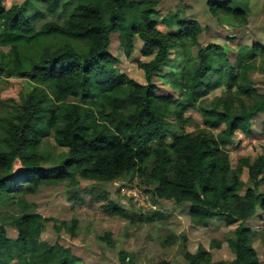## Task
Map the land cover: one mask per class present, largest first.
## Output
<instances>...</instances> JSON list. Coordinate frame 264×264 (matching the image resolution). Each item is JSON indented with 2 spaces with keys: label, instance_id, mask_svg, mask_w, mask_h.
I'll return each instance as SVG.
<instances>
[{
  "label": "trees",
  "instance_id": "obj_1",
  "mask_svg": "<svg viewBox=\"0 0 264 264\" xmlns=\"http://www.w3.org/2000/svg\"><path fill=\"white\" fill-rule=\"evenodd\" d=\"M3 1L0 77L29 79L32 88L17 101L0 102V206L20 207L17 214L0 217V264H75L69 247L41 236L52 221L56 233L74 238L77 220L47 219L26 198L42 187L66 184L75 189L80 180L113 183L132 174L153 197L188 204L192 220L203 227L218 217L237 225L228 240L231 262L211 263L198 250L196 255L184 254L188 264H262L250 245L253 231L247 222L258 209L264 212V194L258 191L264 155L252 163L240 159L233 169L227 146L238 131L250 136L252 120L264 115V88L260 92L247 82L254 61L264 57V45L239 44L235 51L202 46L198 38L203 28L197 22L176 13L158 16L161 0H67L62 6L60 0H38L50 14L71 7L62 24L44 22L39 28L34 23L42 15L27 9L33 0L9 8ZM249 1L212 0L207 6L212 17L243 26ZM112 35L126 57L133 51L134 37L142 41L144 56L155 52L150 61L138 63L144 84L116 68L109 52ZM169 63L171 69L162 77L174 96L158 94L153 84ZM261 74L264 87V67ZM208 78L215 84L205 82ZM222 84L236 89L234 99L200 108L207 91ZM190 111H198L204 130L185 131L193 125ZM221 126L216 135L210 132ZM47 138L59 152L43 148ZM243 169L249 186L242 193ZM70 192L69 201H81L79 191ZM103 209L130 217L112 203ZM154 216L161 218L159 213ZM6 226L16 231L15 239L8 238ZM102 239L112 244L108 234ZM120 259L127 264V255L120 254Z\"/></svg>",
  "mask_w": 264,
  "mask_h": 264
},
{
  "label": "rangeland",
  "instance_id": "obj_2",
  "mask_svg": "<svg viewBox=\"0 0 264 264\" xmlns=\"http://www.w3.org/2000/svg\"><path fill=\"white\" fill-rule=\"evenodd\" d=\"M23 1L4 0L3 4L5 8H9ZM66 1L60 0V6ZM209 1L212 0H161L155 10L160 17L176 13L197 22L203 28L198 38L202 46L210 43L222 46L225 50L230 48L235 51L239 44L264 45V0H251L246 4L248 15L246 25L243 26L228 23L222 18L212 17L207 6ZM27 9L29 14L42 15V18L34 23L35 27L39 28L44 22L62 24L64 16L70 13L71 7H68L67 13L59 10L50 14L38 0H33ZM158 29L162 32L166 31L162 24L158 25ZM116 40L117 35H112L109 48V52L117 60L116 68L131 80L144 84L143 72L139 69L138 63L150 61L155 52L152 51L148 56H144L142 41L134 37L133 51L130 57H126L118 48ZM172 59L173 54L169 60ZM171 66L172 63H169L153 78L158 94H174L162 77L169 72ZM263 67L264 57H259L254 61L253 69L247 75V82L260 92L264 88L261 74ZM205 82L215 84L212 78L206 79ZM31 88L32 84L29 79L2 76L0 77V102L17 101L21 94ZM235 92L236 89L229 91L226 85L222 84L218 88L207 91V95L199 101L198 106L212 108L221 99H234ZM239 100L245 105L250 104L243 98ZM235 105L238 106L236 101ZM187 116L192 118L193 125L185 126V131L194 132L205 129L198 111H190ZM263 124L264 115H260L251 122L250 136L240 131L235 133L231 143L227 146L230 165L233 169L236 168L240 159L247 158L252 163L259 155H264ZM223 129L224 127L221 126L218 130H210V132L216 135ZM43 148L51 151L52 154L59 152L52 138H47L43 142ZM19 169V163L15 162L13 171ZM241 180L245 186L243 193L249 186L246 169L242 171ZM70 191H79L81 201H69ZM258 191L264 194V175ZM26 200L34 204L36 212L57 223L77 220L76 237L74 238L69 237L64 231L56 233L52 227V221L45 225L41 236L42 240L50 244L58 243L69 247L76 258L75 264H123L120 254L127 255V264H150L160 260H165L170 264H188L184 254L196 255L198 250L205 251L211 263L231 262L234 259L228 246V240L233 238L236 224L229 225L224 217H218L210 220L208 225L203 227L192 220L188 212V204L176 205L173 202L153 197L150 189L144 186L135 174L113 183L94 184L80 180L75 189L68 188L66 184L42 187L34 195L28 196ZM108 203L125 210L130 217L121 218L118 215L107 213L103 207ZM19 210L18 205L9 207L2 205L0 206V217L8 214L15 215ZM156 213H159L161 218L154 216ZM247 225L253 231L250 245L256 250L259 261L263 264L264 212L258 209ZM6 231L8 238H16V231L13 228L6 226ZM105 234L109 235L111 245H107L102 239Z\"/></svg>",
  "mask_w": 264,
  "mask_h": 264
}]
</instances>
